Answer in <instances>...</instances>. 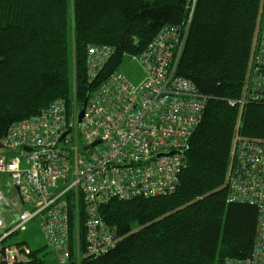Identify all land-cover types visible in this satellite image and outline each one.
Returning <instances> with one entry per match:
<instances>
[{
	"label": "trees",
	"instance_id": "1",
	"mask_svg": "<svg viewBox=\"0 0 264 264\" xmlns=\"http://www.w3.org/2000/svg\"><path fill=\"white\" fill-rule=\"evenodd\" d=\"M262 2L196 1L177 73L209 100L183 152L179 186L167 196L101 205L116 243L80 264H223L250 255L257 210L227 202L226 171L236 131L264 142V103L240 112L227 100L243 95ZM187 12L188 0H0V140L56 100L83 108L127 54L142 52L163 26H184ZM91 45L115 48L94 83L85 65ZM84 219L81 212V237ZM39 253L27 264H46Z\"/></svg>",
	"mask_w": 264,
	"mask_h": 264
},
{
	"label": "built area",
	"instance_id": "2",
	"mask_svg": "<svg viewBox=\"0 0 264 264\" xmlns=\"http://www.w3.org/2000/svg\"><path fill=\"white\" fill-rule=\"evenodd\" d=\"M196 1L188 0L184 26H163L142 52L126 55L137 65L134 79L124 66L94 87L81 122V109L56 100L8 129L0 140V178L9 176L21 210L14 225L0 210V264L28 263L32 250L7 241L34 219L58 264L99 257L116 243L114 229L99 216L101 205L167 196L177 189L186 167L183 152L209 100L177 73ZM114 54L109 45L86 48L89 83ZM252 102L264 103V0L243 95L227 100L240 112ZM226 185L227 202L254 206L257 221L250 255L226 258L223 264H264V142L235 132ZM0 204L10 206L2 192Z\"/></svg>",
	"mask_w": 264,
	"mask_h": 264
},
{
	"label": "rangeland",
	"instance_id": "3",
	"mask_svg": "<svg viewBox=\"0 0 264 264\" xmlns=\"http://www.w3.org/2000/svg\"><path fill=\"white\" fill-rule=\"evenodd\" d=\"M125 66V74L131 79H134L132 72L137 69V65L130 63V60L126 59ZM74 107L76 108V106L73 105L71 109ZM12 155V153L7 154L8 157ZM0 192L3 193L10 205L9 208H7L0 204V210L4 212V215H6L9 220L13 222L12 225H14L17 219L16 214L19 213L21 207L18 205L16 191L10 184L9 176L7 175H3L0 178ZM7 242V245L23 243L24 245H27L32 251L40 250L39 255H43V259L45 260L46 264H58L53 256L49 254V251L45 248V243L39 227L38 219L30 221L27 224L26 230L24 232L13 235Z\"/></svg>",
	"mask_w": 264,
	"mask_h": 264
},
{
	"label": "water",
	"instance_id": "4",
	"mask_svg": "<svg viewBox=\"0 0 264 264\" xmlns=\"http://www.w3.org/2000/svg\"><path fill=\"white\" fill-rule=\"evenodd\" d=\"M84 108H85V104L83 106V108H81L79 114H78V121L81 122L82 118H83V115H84ZM96 143H94L93 145H95ZM0 148H1V145H0ZM17 191V190H16Z\"/></svg>",
	"mask_w": 264,
	"mask_h": 264
},
{
	"label": "bare ground",
	"instance_id": "5",
	"mask_svg": "<svg viewBox=\"0 0 264 264\" xmlns=\"http://www.w3.org/2000/svg\"><path fill=\"white\" fill-rule=\"evenodd\" d=\"M188 13V12H187ZM188 15V14H187ZM187 19V18H186ZM110 61V60H109ZM102 72V71H101ZM86 103V102H85Z\"/></svg>",
	"mask_w": 264,
	"mask_h": 264
},
{
	"label": "crops",
	"instance_id": "6",
	"mask_svg": "<svg viewBox=\"0 0 264 264\" xmlns=\"http://www.w3.org/2000/svg\"><path fill=\"white\" fill-rule=\"evenodd\" d=\"M7 219L9 220V218L7 217Z\"/></svg>",
	"mask_w": 264,
	"mask_h": 264
}]
</instances>
